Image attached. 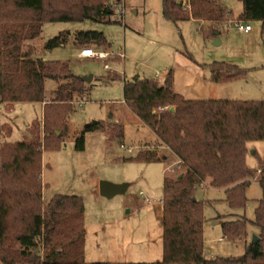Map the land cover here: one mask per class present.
I'll return each mask as SVG.
<instances>
[{
    "label": "trees",
    "instance_id": "16d2710c",
    "mask_svg": "<svg viewBox=\"0 0 264 264\" xmlns=\"http://www.w3.org/2000/svg\"><path fill=\"white\" fill-rule=\"evenodd\" d=\"M109 0H0V103H45L43 138L7 143L0 148V263L87 264L84 260V203L80 197L55 195L43 204L42 153L59 148L69 132L68 119L88 92L85 81L73 75L67 63L36 56L29 47L45 23L105 22L114 14ZM242 20L264 22V0H240ZM163 16L175 24L204 21L211 35L219 36L229 15L220 0H163ZM60 35L44 44V53L66 45ZM77 48L109 49L101 32H81ZM208 68V67H207ZM211 73L233 78L236 66L215 63ZM174 70L162 82L133 78L124 82V103L148 127L155 142L133 159L154 163L174 160L178 174H164V257L157 263L138 264H264V199L258 201L256 243L246 245L238 259L205 256L203 189L222 190L225 202L244 208L246 192L256 179L264 193V162L257 170L246 163L249 145L264 143V100H186L174 90ZM57 84L47 101L45 82ZM173 109V111H172ZM93 122L87 131L103 130ZM122 137L119 124L111 129ZM57 132H60L57 135ZM85 148L84 132L76 149ZM249 221L237 217L222 224L226 239L236 242L247 235ZM20 246L15 257L8 241ZM247 243V242H246ZM135 264V263H92Z\"/></svg>",
    "mask_w": 264,
    "mask_h": 264
},
{
    "label": "rangeland",
    "instance_id": "374dc122",
    "mask_svg": "<svg viewBox=\"0 0 264 264\" xmlns=\"http://www.w3.org/2000/svg\"><path fill=\"white\" fill-rule=\"evenodd\" d=\"M112 1L121 6V11L114 12L107 21L45 23L41 36L29 44L36 56L67 63L71 73L83 80L92 77L90 83L85 81L87 95L69 115V132L63 136V143L59 148L43 150V204L55 195L77 196L83 200L87 264L157 263L164 257L163 222L154 206L164 196V170L175 176L178 169L171 159L154 163L133 160L140 152L150 149L155 136L124 105V82L135 77L162 82L171 70L177 73L226 63L242 72L217 85L211 82L210 72L207 82L214 90L215 99L262 101L264 22L242 20L244 9L240 0H220L229 18L220 28L221 34L214 37L204 21L175 24L166 20L163 0H109L108 7ZM238 22L249 25L252 31L248 34L239 31ZM81 32L103 33L109 49L77 48L74 40ZM60 35L66 37V45L44 53V44ZM216 39L219 45L214 44ZM82 49L108 53L109 57L106 60L79 58ZM105 64L109 65L108 70ZM56 87L53 81L45 82L47 101L53 99ZM44 106L45 103H0V148L37 136L42 139ZM93 122L101 123L104 129L87 131ZM116 124L123 127L122 137L111 132ZM83 132L85 148L78 151L76 139ZM129 148L132 153L128 152ZM262 162L264 143H251L247 166L254 171ZM102 181L127 184L129 189L124 195L107 199L99 192ZM246 196L247 205L234 209L225 202L222 190L199 191L198 198L204 201L207 258L238 259L257 235L258 230L250 221L255 219L257 203L264 199V193L256 179H252ZM147 199L154 204L138 206ZM238 216L249 221L247 235L232 242L225 238L222 224ZM7 244L16 257L20 246L12 238ZM15 261L26 264L18 257Z\"/></svg>",
    "mask_w": 264,
    "mask_h": 264
},
{
    "label": "crops",
    "instance_id": "0c3cea01",
    "mask_svg": "<svg viewBox=\"0 0 264 264\" xmlns=\"http://www.w3.org/2000/svg\"><path fill=\"white\" fill-rule=\"evenodd\" d=\"M251 31H249L248 33H250ZM209 73H210V70L208 68L205 69L201 66L193 67L190 69L179 70L177 73L174 74L175 92L183 96L186 100L215 99L214 90L212 88L211 89L209 88L208 82H207L209 81ZM210 74H211L210 80L215 85H217L220 82H225L227 80L226 75L223 73H210ZM164 173H165V170H164ZM161 200H163V198L158 200V204L154 206V208L157 214L159 215L158 216L159 220L162 221V218H163V207L162 206L163 205L161 206V203H160ZM152 204H154V201L151 199L150 200L147 199L144 202H139L138 206L145 207V206L152 205Z\"/></svg>",
    "mask_w": 264,
    "mask_h": 264
},
{
    "label": "built area",
    "instance_id": "2783aa9c",
    "mask_svg": "<svg viewBox=\"0 0 264 264\" xmlns=\"http://www.w3.org/2000/svg\"><path fill=\"white\" fill-rule=\"evenodd\" d=\"M110 10L113 11V12H120L121 11V6H119L117 4V2H114L112 1L110 3V6H109ZM230 22V21H229ZM237 25V29L243 33H248L249 31H251V27L249 25L247 26H243L242 23L238 22L236 23ZM78 57L79 58H83V59H99V60H106L108 57H109V54L108 53H104V52H97V51H94L93 49H82L80 51V53L78 54ZM123 57V56H122ZM105 69H109V65L108 64H105L104 66ZM122 148H124L122 146ZM132 149L129 148L128 152L129 153H132ZM162 205H163V200H161L160 202Z\"/></svg>",
    "mask_w": 264,
    "mask_h": 264
},
{
    "label": "water",
    "instance_id": "95a60500",
    "mask_svg": "<svg viewBox=\"0 0 264 264\" xmlns=\"http://www.w3.org/2000/svg\"><path fill=\"white\" fill-rule=\"evenodd\" d=\"M214 44L219 45L220 41L216 39ZM91 79L92 77H86L84 78V81H86L87 83H90ZM59 134L60 132H57V135ZM252 153L254 154V151H252ZM128 188H129V185L127 184L116 185V184H112L110 182H105V181H102L99 184L100 195L107 199H112L118 195H124L127 192ZM257 241H258V238L256 235H254L252 242L256 243Z\"/></svg>",
    "mask_w": 264,
    "mask_h": 264
}]
</instances>
